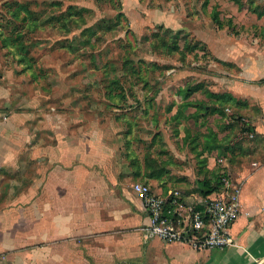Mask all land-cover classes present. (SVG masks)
Masks as SVG:
<instances>
[{
  "label": "crops",
  "instance_id": "1",
  "mask_svg": "<svg viewBox=\"0 0 264 264\" xmlns=\"http://www.w3.org/2000/svg\"><path fill=\"white\" fill-rule=\"evenodd\" d=\"M258 2L233 11L229 26L208 30L209 54L224 70L210 74L206 99L191 106L199 128L192 141L196 170L172 171L184 202L200 206L204 190L199 183L216 186L222 170L217 159H225L226 173L241 185L242 214L231 228L234 246L195 251L153 237L134 185L161 182L167 173L151 180L146 163L135 162L123 166L124 177L109 175L101 137H92L85 146L77 136H62L61 141L50 125L51 115H40L38 104L31 128L15 124L6 112L9 77L0 74L5 110H0V132H10L0 134V264H261L264 0ZM205 120L207 133L202 131ZM93 167L98 175L90 174Z\"/></svg>",
  "mask_w": 264,
  "mask_h": 264
},
{
  "label": "rangeland",
  "instance_id": "2",
  "mask_svg": "<svg viewBox=\"0 0 264 264\" xmlns=\"http://www.w3.org/2000/svg\"><path fill=\"white\" fill-rule=\"evenodd\" d=\"M110 1L0 0V29L20 42L25 39L23 46L10 49H3L0 40V74L9 77L12 88L6 112L15 124L31 128L38 104L40 115H51L60 140L77 136L85 146L101 137L109 175L124 177V165L144 166L150 160L167 173L161 182L147 183L152 190L180 191L172 171L197 168L192 141L199 128L191 106L206 99L210 74L224 70L208 51L213 17L229 26L233 11L254 7L258 0H114L124 6L120 25ZM19 7L28 19L10 13ZM102 18L118 26L97 42L99 34L94 37L90 28L96 32ZM21 55L34 63L33 74L21 69ZM38 73L43 77L35 78ZM183 134L188 143H181ZM97 173L94 167L90 171Z\"/></svg>",
  "mask_w": 264,
  "mask_h": 264
},
{
  "label": "built area",
  "instance_id": "3",
  "mask_svg": "<svg viewBox=\"0 0 264 264\" xmlns=\"http://www.w3.org/2000/svg\"><path fill=\"white\" fill-rule=\"evenodd\" d=\"M217 164L222 167L220 191L204 198L200 206L187 205L178 190L160 194L146 183L134 185V192L149 217V232L153 237L165 244H183L195 251L234 246L231 228L242 214L241 185L226 173L224 158H218Z\"/></svg>",
  "mask_w": 264,
  "mask_h": 264
},
{
  "label": "trees",
  "instance_id": "4",
  "mask_svg": "<svg viewBox=\"0 0 264 264\" xmlns=\"http://www.w3.org/2000/svg\"><path fill=\"white\" fill-rule=\"evenodd\" d=\"M114 0H111V5L113 6V8L117 11V16H116V21L118 22V25H120V22L125 18V15L123 13V8L124 6L122 4H119L118 6L116 4L118 3H113ZM113 3V4H112ZM84 12H91L90 10L87 9H82ZM14 11H16L17 13H15ZM11 11L10 13L13 15V17L17 20H20L19 18H23L20 17V12L22 14V16L27 17L28 19V12L27 10H25V8L19 7L16 8V10ZM14 12V13H13ZM92 13V12H91ZM6 14H7V10H6ZM24 21V19H22ZM213 22H215L216 26L219 29H223V23L220 21V19L217 17V15H215L213 17ZM26 28V31L30 30V25L28 22L23 23ZM118 25H116L113 20L111 19H107V18H102L100 21H98V24H96V32H94V28L91 27L90 28V32L94 35V37H97V35L99 34L98 39L96 40L97 42L102 41L103 37L105 34L111 33L115 30V27H117ZM22 27L21 30L24 28ZM28 33V32H27ZM93 37V36H92ZM0 40L2 43V48L3 49H7V48H20L21 46H23L25 44V39L22 38L21 42L18 41L17 39H14L11 35L6 34L5 32L2 31V29H0ZM92 40V38H91ZM27 43H29L30 45L33 43H30V41H27ZM30 45L26 44V47L29 48ZM21 61H19L20 66L22 67L21 69L25 72V71H30L29 73L33 74V66L34 63L32 61H30L29 59H26L24 57H22V55L20 56ZM23 64L25 67H23ZM26 64V65H25ZM28 73V74H29ZM38 77H43V75L41 73H38L37 76L35 78ZM189 96V95H188ZM181 109H179L180 111ZM183 112V110H182ZM136 164V163H135ZM146 166L149 170H151L152 172H150L147 176L149 179L151 180H160L163 176V174H165V169H158L157 166H153L149 161H146ZM160 170V171H159ZM149 182H146V184ZM211 183L209 181H204L203 183H199V186L202 190H204L202 192V197L203 198H207L211 195H213L216 192L220 191L221 188V183H220V177H218L217 179V184L216 186H211ZM169 192V190L163 191L161 194H167Z\"/></svg>",
  "mask_w": 264,
  "mask_h": 264
}]
</instances>
